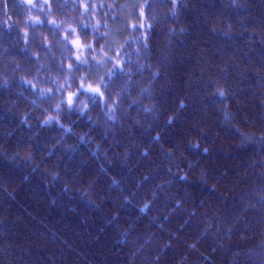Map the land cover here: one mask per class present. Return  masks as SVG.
I'll return each mask as SVG.
<instances>
[{
  "label": "trees",
  "instance_id": "trees-1",
  "mask_svg": "<svg viewBox=\"0 0 264 264\" xmlns=\"http://www.w3.org/2000/svg\"><path fill=\"white\" fill-rule=\"evenodd\" d=\"M187 3L181 0L185 30L155 77L160 117L147 130L126 127L120 143L98 136L110 159L79 141L75 152L58 149V162L57 152L41 161L57 162L62 177L52 181L16 152L32 145L39 158L58 129L40 127L33 140L35 129L0 106V264H264V0ZM0 30L8 44L15 25ZM151 31L156 53L161 34ZM9 48L6 55H27ZM217 85L226 86L225 96L214 93ZM6 94L0 86V100ZM169 113H177L171 124ZM73 127L99 132L83 117ZM133 142L122 163L118 153ZM73 174V188L64 189L63 176ZM89 180L91 198L75 190ZM152 190L153 204L139 213L137 202ZM193 241L196 249L188 247Z\"/></svg>",
  "mask_w": 264,
  "mask_h": 264
},
{
  "label": "clouds",
  "instance_id": "clouds-1",
  "mask_svg": "<svg viewBox=\"0 0 264 264\" xmlns=\"http://www.w3.org/2000/svg\"><path fill=\"white\" fill-rule=\"evenodd\" d=\"M183 4L187 7V0ZM181 12V0H0V25L9 29L15 25L9 43L0 41V86L7 90L0 106L7 104L20 122L35 129L33 140L40 127L55 125L58 129L52 133L55 140L44 145L39 158L32 145L16 154L35 167H43L55 181L62 177L58 149L75 152L79 141H87L91 155L110 159L98 136L111 134L110 142L120 143V133L126 127L151 128L152 117H160L155 77L161 74L163 58L171 53L173 37L185 30ZM45 24L49 27H38ZM153 27L161 34L156 53L150 39ZM9 44L18 45L27 55H6ZM213 91L219 96L227 94L225 85H217ZM132 105L137 106L135 111ZM73 112L78 115L73 117ZM176 115L169 113L165 122L171 124ZM81 117L98 126L97 135L92 134L91 127L82 131L73 127ZM161 131H155L153 139L159 141ZM73 134L76 140L69 138ZM136 146L133 142L118 153L122 163H127ZM141 151L147 155L148 148ZM52 152H57V162L52 167L41 165ZM76 175L63 176L64 189L73 188ZM109 180L120 184L111 174ZM93 183L77 182L75 190L91 198ZM134 195L135 189L120 198L128 203ZM156 195L152 190L142 196L136 204L138 212L145 213ZM181 203L175 201L176 205ZM188 247L196 249L197 242Z\"/></svg>",
  "mask_w": 264,
  "mask_h": 264
}]
</instances>
